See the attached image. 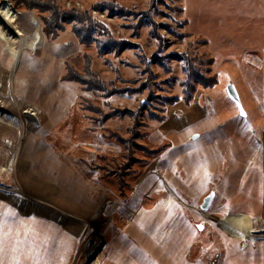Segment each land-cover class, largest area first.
<instances>
[{
	"label": "rangeland",
	"instance_id": "obj_1",
	"mask_svg": "<svg viewBox=\"0 0 264 264\" xmlns=\"http://www.w3.org/2000/svg\"><path fill=\"white\" fill-rule=\"evenodd\" d=\"M8 4L0 264H264L260 232L223 225L264 218V0ZM179 105L195 120L163 134Z\"/></svg>",
	"mask_w": 264,
	"mask_h": 264
},
{
	"label": "bare ground",
	"instance_id": "obj_2",
	"mask_svg": "<svg viewBox=\"0 0 264 264\" xmlns=\"http://www.w3.org/2000/svg\"><path fill=\"white\" fill-rule=\"evenodd\" d=\"M10 13H12V10H11V8L9 7V4L8 5H0V37L1 38H3V37H5V29H4V31H3V26L2 25H5V22L8 24V28H10V33L11 32H13L14 31V34H16L17 35V37H24V35L22 34V32H23V29L20 27V26H18L17 24H16V20H15V18H13L12 16L10 17V19H8V18H6V21H5V19H3V16L5 15V16H9L10 15ZM17 25V26H16ZM6 26V25H5ZM36 31V30H35ZM16 32V33H15ZM8 35H9V37H5V39L7 40V44L9 45V49L12 51V53L14 52V48L12 47L13 46V44H15V43H17L16 42V39L14 40V38L13 37H11V35L8 33ZM7 35V36H8ZM13 35V34H12ZM40 35H37L36 36V39H35V42L34 43H36V40H37V37H39ZM34 37V36H33ZM19 39V38H18ZM34 39V38H33ZM23 39H22V43H23ZM38 41H39V39H38ZM38 45H40V43L38 44ZM23 47V45L21 46V48ZM13 48V49H12ZM16 49V48H15ZM18 54H20V50H19V53ZM16 55V54H15ZM18 61L19 60H16L15 62H14V65H16V63H18ZM3 65V64H2ZM12 73H13V69L11 70V76H10V79H9V84H11V82H12ZM11 86H12V88H13V83L11 84ZM11 91H12V89H11ZM7 100H9V99H7ZM7 102V101H6ZM17 104V103H16ZM6 105V104H5ZM22 105H24L25 107H23V109H25L24 110V114L26 115V114H31V115H33L34 117H36V115H39L38 114V111L36 110V109H33L32 108V106H30V105H27L25 102L24 103H22ZM13 106V105H12ZM15 106V105H14ZM10 107V106H9ZM18 107V106H17ZM19 110V109H18ZM39 113H40V111H39ZM24 115V116H25ZM37 118V117H36ZM27 119V118H26ZM28 120V119H27ZM38 120V119H37ZM28 122L30 123V121L28 120ZM32 124V123H31ZM33 125H35V126H39L40 125V122H39V120H38V123H36V124H33ZM25 133V135H26V132H24ZM24 133H22L21 134V139H20V143H19V147H21V145H22V138L24 139ZM18 155L20 154V149L18 150V153H17ZM16 157V159H18L19 160V157L17 156V155H13V158H15ZM3 168L4 167H0V170H3ZM21 170V169H20ZM21 183V185L23 186V184H22V182H20ZM21 187V186H20ZM50 190H53V189H50ZM12 191V190H11ZM18 192H19V190H18ZM60 199L62 200V203L63 202H66L67 204L69 203V202H67L68 201V199H67V201L65 200V198L63 197V196H61L60 195ZM70 204V203H69ZM75 206V205H74ZM77 206V205H76ZM75 209V208H74ZM82 210V209H81ZM75 214V213H74ZM256 219H254V218H252L250 215H246V214H238V215H232L231 216V218L228 220V221H226L223 225H225L226 227H228V228H231V229H233V230H236L237 232H240V233H242V231H249V232H251L252 230V232H255V233H258V232H261L262 231V227L264 226V218H257V217H255ZM246 233V232H245ZM247 237L248 236H250V237H248V238H252L254 235H246ZM264 238V236H256L255 238ZM254 239V238H253ZM99 263V260L98 259H96V261L94 262V264H98Z\"/></svg>",
	"mask_w": 264,
	"mask_h": 264
},
{
	"label": "crops",
	"instance_id": "obj_3",
	"mask_svg": "<svg viewBox=\"0 0 264 264\" xmlns=\"http://www.w3.org/2000/svg\"><path fill=\"white\" fill-rule=\"evenodd\" d=\"M186 107H188V106L179 105V106H175L173 109H169V111H168V119L163 123V128L161 129L163 134H166L169 131L175 130L181 124V122H182L181 119H180L181 117H179V115L181 113H179V112H184V113L187 114V116H186L187 117V123L190 124V122H192V120H195V118H196L195 114L193 112H191L190 109L185 110ZM196 107H198V106H196ZM177 111H179V112H177ZM175 112H177L179 115L177 113H175ZM185 121L186 120H184V122ZM191 132H192V129L189 130L188 134H190ZM157 134H159V133L157 132ZM26 135L24 137V140L26 139ZM170 137H173L175 139L177 138L175 135L170 134L169 137L162 138L163 139L162 140L163 143L166 144L168 142V138H170ZM23 143H24V141H23ZM22 146H23V144H22ZM54 191L57 193L56 190H54Z\"/></svg>",
	"mask_w": 264,
	"mask_h": 264
},
{
	"label": "water",
	"instance_id": "obj_4",
	"mask_svg": "<svg viewBox=\"0 0 264 264\" xmlns=\"http://www.w3.org/2000/svg\"><path fill=\"white\" fill-rule=\"evenodd\" d=\"M227 92H228L229 97L240 106L241 105L240 97H239V94H238L237 89H236L234 84L228 85ZM25 118H27L30 121V123H32V124L38 123L37 118L31 114H26ZM210 201H211V197H208L207 199H205V201L202 205L203 210L209 209ZM260 235H264V229H263V231L260 232Z\"/></svg>",
	"mask_w": 264,
	"mask_h": 264
},
{
	"label": "flooded vegetation",
	"instance_id": "obj_5",
	"mask_svg": "<svg viewBox=\"0 0 264 264\" xmlns=\"http://www.w3.org/2000/svg\"><path fill=\"white\" fill-rule=\"evenodd\" d=\"M205 214H208V213H205ZM229 216V215H228ZM218 224V223H217ZM260 236H263V235H260ZM243 241H247V242H250V241H256V240H247V239H242Z\"/></svg>",
	"mask_w": 264,
	"mask_h": 264
},
{
	"label": "snow or ice",
	"instance_id": "obj_6",
	"mask_svg": "<svg viewBox=\"0 0 264 264\" xmlns=\"http://www.w3.org/2000/svg\"><path fill=\"white\" fill-rule=\"evenodd\" d=\"M241 115H244L243 112H241Z\"/></svg>",
	"mask_w": 264,
	"mask_h": 264
}]
</instances>
